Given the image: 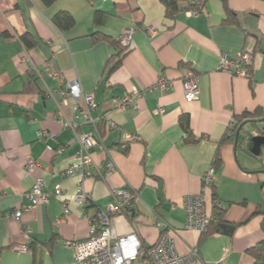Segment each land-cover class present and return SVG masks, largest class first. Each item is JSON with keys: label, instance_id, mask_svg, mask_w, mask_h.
Returning <instances> with one entry per match:
<instances>
[{"label": "crops", "instance_id": "0c3cea01", "mask_svg": "<svg viewBox=\"0 0 264 264\" xmlns=\"http://www.w3.org/2000/svg\"><path fill=\"white\" fill-rule=\"evenodd\" d=\"M228 4L237 24L223 22L221 0H208L203 13L180 11L174 18L165 15L160 0H57L51 6L41 0H0V264H75L65 242L89 238L91 218L107 210L115 200L114 190L123 189L137 197L128 214L113 215L118 235L135 233L150 247L161 231L173 227L179 230L178 252L187 254L196 247L199 264H256L249 249L264 240L259 214L264 210V160L260 163L259 157L241 149L237 157L233 139L220 147L222 161L212 186L205 188L203 182L234 116L264 111V0ZM60 10L74 15V28L62 31L53 24ZM96 10L107 13L99 26L93 22ZM127 28L134 29L132 43L110 72L108 61L119 49L91 34L103 32L117 39ZM150 29L156 31L153 36ZM27 33L37 40L34 47L22 42ZM247 46L253 50L250 78L219 69L223 53L235 54ZM189 70L197 75L200 89L192 102L185 99L183 86ZM55 73L78 80L98 104L93 115L108 113L121 128L103 133L106 149H91L93 175L84 179L66 175L78 162L79 143L73 140V130L60 122L72 118L74 102L63 95ZM161 79L172 87L162 89ZM134 88L143 91L137 107L112 110L110 100ZM182 115L189 117L197 142H185ZM78 121L79 131L90 130ZM42 131L48 135L40 136ZM29 156L38 164L32 172L25 167ZM109 161L115 165L112 171ZM39 177L46 191L54 193L60 186L70 199L66 218L61 201L54 198L26 209ZM80 183L90 195L87 203L74 199ZM197 193L206 196L213 219L216 203L226 209L225 220L243 224L231 236L187 229L184 199ZM15 210L23 211L20 220L4 217Z\"/></svg>", "mask_w": 264, "mask_h": 264}, {"label": "built area", "instance_id": "2783aa9c", "mask_svg": "<svg viewBox=\"0 0 264 264\" xmlns=\"http://www.w3.org/2000/svg\"><path fill=\"white\" fill-rule=\"evenodd\" d=\"M193 15L200 14L199 9L189 11ZM133 28H127L119 34L118 39L125 47L132 43ZM156 33L154 29L149 30L153 36ZM253 61V50L250 47H244L235 54L223 53L219 64V69L229 72L236 76L249 77L251 75L250 66ZM64 87L63 95L72 98L74 114L70 119H61L64 126L70 127L74 132V141L79 143L77 151L78 162L71 165L66 170V175H79L82 179L93 175L92 167L94 158L91 149L100 145L106 149L104 144L103 129L106 131L121 130L119 125L108 115L94 116L93 111L97 109L98 104L92 94H85L78 80H65L55 73ZM108 86L111 84L108 82ZM172 82L161 79L159 86L168 90L172 87ZM183 86L185 99L188 102L197 100L200 89L197 75L189 70L183 77ZM143 95V91L134 88L122 97H113L110 102L112 110L125 111L129 108H136V101ZM160 113L164 112L159 107ZM81 120L83 124L89 125V131H79ZM234 123V120L232 124ZM103 128V129H102ZM46 131L40 132V136H47ZM131 138V136H128ZM126 148V147H125ZM49 150H52L48 146ZM59 151V150H55ZM37 162L28 157L25 167L27 171L32 172L37 167ZM107 168L112 171L115 168L114 162L109 161ZM215 177V169L211 167L203 176L205 188L212 186ZM115 200L108 205L107 210H98L91 218L92 228L91 236L85 240L71 239L65 242V245L73 251L75 264H199L201 257L196 247H191L187 254L178 252L175 244V237L179 230L168 227L161 231L158 240L150 247H144L140 238L135 234L118 235L112 224V218L115 214H128V207L137 194H133L130 189L114 190ZM31 205L26 209L47 204L51 198L61 201L63 217L69 213L70 199L64 190L57 186L54 193L46 191L45 180L39 177L35 180L28 193ZM74 199L82 203L90 201V195L84 190L83 184L74 195ZM206 196L204 193L188 194L184 199V207L187 212V229L197 230L205 233L209 230L213 220L206 209ZM22 210H15L6 213V219L14 218L20 220ZM3 214L0 213V218ZM30 230H25L28 235ZM16 249L26 252L29 249L26 246H16Z\"/></svg>", "mask_w": 264, "mask_h": 264}, {"label": "trees", "instance_id": "16d2710c", "mask_svg": "<svg viewBox=\"0 0 264 264\" xmlns=\"http://www.w3.org/2000/svg\"><path fill=\"white\" fill-rule=\"evenodd\" d=\"M45 6L53 5L57 0H41ZM161 3L165 7V15L169 18H174L180 11H190L194 9H199L203 13L205 11L206 3L208 0H160ZM225 9V17L223 22L225 24L238 23L237 14L229 7L228 0H221ZM107 18V13L96 10L94 12L93 22L96 26L104 24V21ZM53 24L62 31H67L75 27L76 19L72 13L66 10H60L55 13L52 17ZM91 36L95 40H107L113 47L119 49L118 53L111 56L108 61V65L110 66V72L115 71L119 67L122 62V58L124 56L125 50L127 47L123 46L119 39H115L113 36L105 34L103 32H94ZM22 42L29 48L34 47L37 43V40L33 37L31 33H27L21 37ZM193 71V70H192ZM194 72V71H193ZM195 73V72H194ZM251 76H249L250 78ZM264 118V111L260 108H257L254 111H244L240 115L234 116V123L231 124L227 130V133L221 138L218 142V149L216 152L215 160L213 162V168L218 169L221 165V156H220V147L226 144L227 142L235 139L236 131L239 126L248 121L246 125H250L254 129L258 130V134L264 135V121L257 122L256 120ZM180 124L183 127L186 138L185 142L194 143L199 139L195 138L192 132L189 129V117L187 115H182L180 118ZM245 126L241 129L238 141V149L245 150L249 155L254 156L250 152V138L253 136L252 134L246 135ZM261 125V126H260ZM106 132L103 129V133ZM256 157V156H254ZM264 165V163H263ZM216 171V170H215ZM216 197V194H215ZM228 205H231L232 202H227ZM215 210V218L210 224L209 230L207 232H218L224 233L227 235H233L235 230L242 225L243 223H235L229 222L225 220V212L226 209L222 208L218 204L214 205ZM259 214L263 216V231H264V210L260 211ZM249 252L255 258L256 264H264V240L258 243L256 246L249 249Z\"/></svg>", "mask_w": 264, "mask_h": 264}, {"label": "water", "instance_id": "95a60500", "mask_svg": "<svg viewBox=\"0 0 264 264\" xmlns=\"http://www.w3.org/2000/svg\"><path fill=\"white\" fill-rule=\"evenodd\" d=\"M258 123L259 122H263L264 121V118L262 119H259V120H256ZM248 123V121H245L243 122L238 130L236 131V134H235V139H234V146H235V152L237 153V150H238V141H239V135H240V132H241V129L243 128V126H245L246 124ZM250 143H251V147H250V152L256 156V157H259L262 155L263 153V147H264V135H253L251 138H250Z\"/></svg>", "mask_w": 264, "mask_h": 264}, {"label": "rangeland", "instance_id": "374dc122", "mask_svg": "<svg viewBox=\"0 0 264 264\" xmlns=\"http://www.w3.org/2000/svg\"><path fill=\"white\" fill-rule=\"evenodd\" d=\"M245 129H246V131H245L246 135H248V134L258 135V130L254 129L250 125H246ZM238 155H239V153L237 152V157H238ZM254 158H256V157H254ZM259 159H260V163H262V161L264 160V147H263V153L261 156H259Z\"/></svg>", "mask_w": 264, "mask_h": 264}]
</instances>
